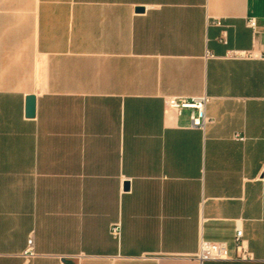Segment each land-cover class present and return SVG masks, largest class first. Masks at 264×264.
Here are the masks:
<instances>
[{"label": "crops", "instance_id": "obj_1", "mask_svg": "<svg viewBox=\"0 0 264 264\" xmlns=\"http://www.w3.org/2000/svg\"><path fill=\"white\" fill-rule=\"evenodd\" d=\"M0 264H264V0H0Z\"/></svg>", "mask_w": 264, "mask_h": 264}, {"label": "built area", "instance_id": "obj_2", "mask_svg": "<svg viewBox=\"0 0 264 264\" xmlns=\"http://www.w3.org/2000/svg\"><path fill=\"white\" fill-rule=\"evenodd\" d=\"M217 23L219 24L218 21ZM247 25L252 30H254L256 26V19L254 17H249L247 19ZM219 40L222 43L226 42L224 33L220 35ZM228 56L232 58H248L254 57L255 55L245 51L232 50L228 53ZM209 100L210 97L206 95L191 97L190 99L185 97L167 96L164 97L163 103L166 108L172 109L176 114H180L182 110L187 109L189 111L188 126L202 129L207 119L205 115V108ZM243 139V137L239 138V140ZM120 233V223H112L109 227V234L114 239H118L120 238ZM233 240L237 251L236 256L238 258L249 259L252 257L251 253L247 250L245 240L242 237V229L237 222L235 223ZM20 256L24 260H31L39 256V254L36 253L34 250L32 234L28 236L26 240V245L23 251L21 252ZM227 256V244L225 241H200L198 251L194 255V257L198 260H221L226 259Z\"/></svg>", "mask_w": 264, "mask_h": 264}, {"label": "water", "instance_id": "obj_3", "mask_svg": "<svg viewBox=\"0 0 264 264\" xmlns=\"http://www.w3.org/2000/svg\"><path fill=\"white\" fill-rule=\"evenodd\" d=\"M136 10H142V8H137ZM34 106H35L34 96L32 95L27 96L25 98V109H24V115L26 117H32L34 115Z\"/></svg>", "mask_w": 264, "mask_h": 264}]
</instances>
